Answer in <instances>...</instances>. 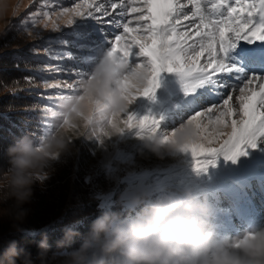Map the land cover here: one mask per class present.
<instances>
[{"label":"snow or ice","instance_id":"snow-or-ice-1","mask_svg":"<svg viewBox=\"0 0 264 264\" xmlns=\"http://www.w3.org/2000/svg\"><path fill=\"white\" fill-rule=\"evenodd\" d=\"M42 6L50 7L49 0ZM88 19L111 25L119 34L108 39L103 29L95 25L86 30L84 21ZM37 23L54 31L62 25L75 26L68 34L71 41L61 38L49 41L45 51H51V44H71L75 55L73 51H64L51 58L64 57L72 60L77 69H89H67L70 75L79 78L74 83L61 85L45 80L44 89L77 92L58 97L62 111L43 109L45 120L51 112L52 117H60L68 124L65 117L73 115L65 110V105L86 99L82 84L92 78L93 67L107 55L129 66V73L119 82L120 91L129 103L137 96L155 98L163 71L180 74L189 95L188 112H194L186 123L179 125L189 136L182 150L191 152L198 170L215 164V157L221 154L231 160L247 155L249 147L257 148L264 139V0H81L74 7H62L57 12H31L20 21L25 31L27 25ZM80 40L87 42L77 43ZM137 48L139 51H135ZM47 71L62 69L52 67ZM55 99L46 97L48 102ZM214 100L221 102L196 111L205 101ZM72 111L85 121V132L81 135L95 134L94 125L100 121H107L103 132L106 136L133 127H138L141 135H151L161 131L163 119L153 116L138 119L135 113L127 111L108 114L105 106H97L93 114L78 112L75 107ZM176 129L171 131L172 136Z\"/></svg>","mask_w":264,"mask_h":264},{"label":"rangeland","instance_id":"rangeland-1","mask_svg":"<svg viewBox=\"0 0 264 264\" xmlns=\"http://www.w3.org/2000/svg\"><path fill=\"white\" fill-rule=\"evenodd\" d=\"M44 2L45 0H21L22 10L15 19H11L9 24L14 27L9 29L8 26L0 29V58L11 57L13 59L4 61L6 69L17 65L21 70L27 71L23 73V75L27 74L25 85L21 84L13 89V96L16 93L17 95L10 103L11 105L14 102L12 107L20 116V124L24 129L22 133L31 134L38 141H43L61 130L66 132L71 148L66 153H62L58 161L69 155L72 160L70 165L72 171L64 177H54L53 180L51 173L43 179V183L37 181L34 185L32 201L24 205L29 209L26 218L23 221H15L8 216L0 217V230L5 224L12 226L11 230H15L18 224H28L31 213L43 208L39 198L45 206L56 202L59 210L71 208L75 202L79 204L81 199L76 196L77 189L75 190L78 186L77 164L79 156L84 151H89L88 160L91 163L87 178H93L97 174H102L106 178V190L100 193L103 197L102 203L121 202L137 207L132 200L139 192L147 190L150 197L154 199L167 192L179 193L186 187H191L201 198L206 197L209 201L211 213L208 219L215 226L218 235L235 236L253 226L264 227V139H261L257 148L249 147L247 155L231 160L221 154L215 157V164H209L206 170H198L195 167V158L190 151L165 150L163 157L153 152L147 147L145 135L140 134L141 130L138 127L106 136L103 132L106 130L107 121H100L94 125L95 134L81 135L85 132V121L80 117L66 116L65 118L69 121L67 125L60 117H52L51 112L48 113V119H44L43 109L45 108L51 107L52 111L56 112L63 110V104L58 99L60 95L77 94L75 89L65 90L63 93L44 89L45 80L61 85L74 83L79 78L70 75L67 69L89 70L86 67L77 69L72 60L64 57L51 58L58 52L64 51H73L75 55L71 44L68 46L51 44V51H45L49 48V41L57 38L71 41L72 37L68 34L75 26L70 28L62 25L59 30L54 31L51 28L44 29L42 23H37L27 25V31H25L24 26L20 24V21L31 12H57L62 7H74L81 0H49L50 7H43ZM113 15L115 16L116 13L114 12ZM103 19L109 18L104 17ZM79 23L81 21L78 20ZM84 24L87 26L86 30H90L92 25L102 28L108 39H112L113 34H119V30L111 25L97 24L91 19L84 21ZM86 42L77 41V43ZM141 59L147 60V57ZM52 67H60L62 71H47ZM42 69L45 71H41ZM28 94L39 96L40 99L30 98ZM79 94H82V91ZM227 95L228 92H225L224 98H227ZM48 96L57 99L54 102H48L46 101ZM188 101L189 95L185 91L184 81L180 78V74L165 70L160 74V85L156 90L155 98L137 96L130 104L127 113H135L138 119L144 116H153L157 119L163 117L160 134L164 135L181 123H186L188 116L194 114V112H188ZM220 102L205 101L196 111L210 107L211 103ZM235 103L234 99L233 104ZM121 118H125L123 114ZM73 126L78 128L79 132L75 131ZM63 160L60 162L64 163ZM54 183H58L61 189L51 190ZM66 254L55 255L56 262L63 264L62 258Z\"/></svg>","mask_w":264,"mask_h":264},{"label":"clouds","instance_id":"clouds-1","mask_svg":"<svg viewBox=\"0 0 264 264\" xmlns=\"http://www.w3.org/2000/svg\"><path fill=\"white\" fill-rule=\"evenodd\" d=\"M21 10V0H0V29L8 27ZM129 71L128 65L105 55L93 67L92 78L82 84L86 99L67 103L65 110L73 116L74 107L86 114H93L97 106H105L108 114L126 112L135 100L127 101L119 82ZM188 139L180 126L174 136L171 132L145 135L147 147L161 157L165 150L182 149ZM70 148L63 130L43 141L27 134L9 145L8 166L0 167V217L23 221L29 213L24 205L32 201L34 185L51 175L54 163ZM132 202L142 206L135 216L102 212L78 247L70 245L81 234L67 228L57 242V250L67 249L63 264H264V227L253 226L235 236L218 235L208 219L209 201L191 187L154 199L145 190ZM37 247V258L46 264L51 250L46 235ZM0 264H35V260L29 250L11 240L0 252Z\"/></svg>","mask_w":264,"mask_h":264},{"label":"trees","instance_id":"trees-1","mask_svg":"<svg viewBox=\"0 0 264 264\" xmlns=\"http://www.w3.org/2000/svg\"><path fill=\"white\" fill-rule=\"evenodd\" d=\"M7 60L13 59L11 57L0 58V167L8 166L7 149L9 145L24 136V133H22L24 129L20 124V116L16 114L15 109L12 107L14 102L11 105L10 103L17 95L16 93L13 96V89L21 86V84L25 85L27 74L23 75V73L27 71L25 69L21 70L17 65L6 69L4 61ZM27 96L40 99L39 96L34 94H28ZM88 152L84 151L79 156L77 164L76 180L78 181V186L75 190L77 189L76 196L81 199V202L79 204L75 202L71 208L59 210L56 202L48 203L45 206L42 199L39 198L43 208L31 213L28 224H18L15 230H11L12 226H8V224L2 226L0 230V252L7 247L9 241L17 240L19 248L29 250L33 255L35 264H41L40 259L37 258V246L46 235L51 246L46 264H58L55 260V255L67 253V249L57 250V242L64 238L67 228H76L81 234L75 237L70 245L71 247H78L82 242L83 234L89 230L92 222L102 212L112 211L122 213L124 216H135L140 211L142 206L133 207L121 202L102 203L103 197L100 193L106 190L107 181L102 174L87 178L91 167L90 160H88V157H90ZM63 159L54 163L52 180L54 177H64L72 171L70 166L72 163L71 157L68 155L67 158ZM61 160L64 163L60 162ZM53 188L61 189L58 183H54L50 189L52 190Z\"/></svg>","mask_w":264,"mask_h":264},{"label":"bare ground","instance_id":"bare-ground-1","mask_svg":"<svg viewBox=\"0 0 264 264\" xmlns=\"http://www.w3.org/2000/svg\"><path fill=\"white\" fill-rule=\"evenodd\" d=\"M203 62V61H202ZM180 78H181V76H180ZM182 79V78H181Z\"/></svg>","mask_w":264,"mask_h":264}]
</instances>
